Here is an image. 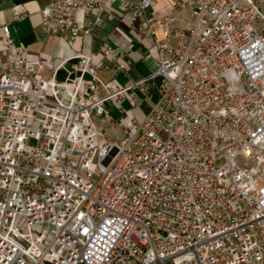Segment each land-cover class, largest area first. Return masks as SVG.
Listing matches in <instances>:
<instances>
[{
    "label": "built area",
    "instance_id": "obj_1",
    "mask_svg": "<svg viewBox=\"0 0 264 264\" xmlns=\"http://www.w3.org/2000/svg\"><path fill=\"white\" fill-rule=\"evenodd\" d=\"M97 1L52 0L42 24L74 43ZM262 2L173 0L190 19L157 20V69L126 86L85 54L60 80L44 77L53 57L0 51V264H264ZM157 78L142 119L121 107Z\"/></svg>",
    "mask_w": 264,
    "mask_h": 264
},
{
    "label": "crops",
    "instance_id": "obj_2",
    "mask_svg": "<svg viewBox=\"0 0 264 264\" xmlns=\"http://www.w3.org/2000/svg\"><path fill=\"white\" fill-rule=\"evenodd\" d=\"M51 1L0 0V26L7 24L13 39V45L9 46L0 29V51L5 63L11 62L18 54L45 63L53 57L54 62L45 68L44 77H51L57 68L56 76L63 80L68 72L73 70L74 59L68 60L59 68L58 66L64 59L73 58L81 53L90 56L97 65L105 64L106 68L101 71L102 79L117 86H126L157 69L158 50L155 46V38L162 37V30L157 20L169 16L175 18L176 23L181 24L190 19L188 10L176 9L173 0H154L153 5L146 9L138 7L137 4L141 0H98L96 6L100 7V12L93 9L88 16H80L82 33L76 42L70 43L49 34L42 24L40 10ZM129 3L135 4V7H127ZM261 9L264 13V2L261 4ZM98 14L101 20L95 23ZM148 18H153L150 25L147 23ZM148 26L153 30V34L145 36L142 30ZM110 49L116 51L118 56L113 58L108 51ZM120 63L126 64L125 71L117 68ZM159 80L157 78L155 85L150 88L154 97H157ZM130 94L138 96L135 105L128 98L119 103L130 115L142 119L148 112L136 110L140 100L145 98L138 89L131 91ZM125 103L128 104L127 107L124 106ZM114 105H117L121 112L117 103H108L110 114ZM121 115L122 113L118 117L112 116L119 119ZM111 128L121 129L118 124Z\"/></svg>",
    "mask_w": 264,
    "mask_h": 264
},
{
    "label": "rangeland",
    "instance_id": "obj_3",
    "mask_svg": "<svg viewBox=\"0 0 264 264\" xmlns=\"http://www.w3.org/2000/svg\"><path fill=\"white\" fill-rule=\"evenodd\" d=\"M156 99V97L152 96V97H146L145 99L143 100H140L139 102V106H137V110L136 111H140V112H149L151 106H152V103L153 101ZM124 106H128V104H124ZM121 112H119L118 110V106L114 105L111 107V114L114 116V117H118L120 115ZM38 127V121L37 123L34 125V128H37ZM105 131H106V135L109 139L111 138H121L123 136V132L121 129L117 128V129H112L111 127H106L105 128ZM67 147L71 148H75V146L72 144V143H67Z\"/></svg>",
    "mask_w": 264,
    "mask_h": 264
}]
</instances>
